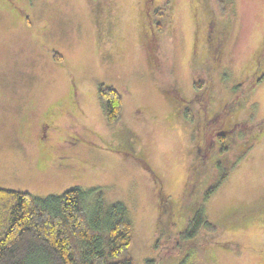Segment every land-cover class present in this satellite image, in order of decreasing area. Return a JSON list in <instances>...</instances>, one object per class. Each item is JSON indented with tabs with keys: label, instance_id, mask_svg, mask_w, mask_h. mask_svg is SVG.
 Wrapping results in <instances>:
<instances>
[{
	"label": "rangeland",
	"instance_id": "374dc122",
	"mask_svg": "<svg viewBox=\"0 0 264 264\" xmlns=\"http://www.w3.org/2000/svg\"><path fill=\"white\" fill-rule=\"evenodd\" d=\"M228 1L230 33L209 67L212 0H0V186L38 196L81 186L123 202L134 264H264V79L228 116L227 152L215 144L203 163L208 116L264 65V0ZM209 74L205 100L194 82ZM101 84L123 96L116 123L104 116ZM63 99L72 110L46 119L43 143L55 148L35 132L19 137L17 116L21 124ZM218 160L227 178L203 199ZM41 163H54L46 178ZM200 205L217 229L182 241Z\"/></svg>",
	"mask_w": 264,
	"mask_h": 264
},
{
	"label": "trees",
	"instance_id": "16d2710c",
	"mask_svg": "<svg viewBox=\"0 0 264 264\" xmlns=\"http://www.w3.org/2000/svg\"><path fill=\"white\" fill-rule=\"evenodd\" d=\"M212 3L215 5V13L208 38L211 53L207 64L209 67H213L230 33L227 19L231 9L230 2L212 0ZM157 13V28L164 33L167 28L164 12L159 10ZM212 55L215 56L214 60ZM262 55L264 56V48ZM54 56L61 58L56 52ZM263 79L264 65H259L257 73L246 84L234 86V94L208 116L204 132L206 154L204 153L203 163L212 156L208 153L215 144H218V153L227 152L229 139L233 137L228 134L232 131L226 128L227 118L245 102V98L253 94ZM194 84L196 90L200 86L204 87V99L209 100L213 84L210 74L207 80L196 79ZM99 96L106 120L109 123L120 121L124 101L119 90L101 84ZM185 112L188 118L195 119L189 109ZM252 118L251 114L246 120L239 122L241 127L238 134L243 135L248 127L247 121ZM204 165L205 168L206 164ZM214 166L218 175L213 184L202 193L203 199L227 178L228 170L221 160ZM88 191L92 192L93 189L73 186L61 194L38 196L28 191L0 186V264H134L130 252L133 223L127 206L120 201L108 204L101 193L97 197L92 192L95 197L88 200ZM216 229L217 225L210 221L203 205H200L179 231V238L189 242L202 230L211 232ZM160 244L161 239L158 238L154 246L156 252L160 251ZM180 248L179 244L175 245L177 251ZM154 262V259L148 260V264H155ZM177 264L199 263H192L190 258L185 257Z\"/></svg>",
	"mask_w": 264,
	"mask_h": 264
},
{
	"label": "flooded vegetation",
	"instance_id": "af4514ba",
	"mask_svg": "<svg viewBox=\"0 0 264 264\" xmlns=\"http://www.w3.org/2000/svg\"><path fill=\"white\" fill-rule=\"evenodd\" d=\"M75 99V98H74ZM78 103V101H77ZM65 104V100L63 99V101L57 102V105L52 108V109H47V108H43V109H34L30 110L27 114V117L23 120H21V124H20V116H17L15 118V124H16V128L18 130L19 133V137L21 139H24V137L26 138L25 140L28 141L30 138H32V134L35 132L38 134L42 135V145L47 144L49 146L52 147H56L55 143L52 141H45V136L47 137V135L45 134V131L47 130V126H49L46 122V119H49L50 117L54 116L57 113H61V112H66L67 110H72L70 107L67 108V110L62 109L61 105ZM46 107V106H45ZM23 128V129H22ZM22 129V130H21ZM21 131V134H20ZM53 148V150H55ZM41 151V149L39 150V152ZM54 165L51 164L48 167H45L44 163L38 164V171L40 172V174L42 176H44L46 178L47 173L49 172L50 168Z\"/></svg>",
	"mask_w": 264,
	"mask_h": 264
}]
</instances>
